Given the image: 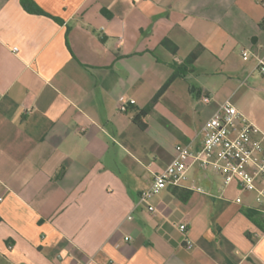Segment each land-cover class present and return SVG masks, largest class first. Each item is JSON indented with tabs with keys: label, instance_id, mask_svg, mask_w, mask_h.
<instances>
[{
	"label": "crops",
	"instance_id": "obj_1",
	"mask_svg": "<svg viewBox=\"0 0 264 264\" xmlns=\"http://www.w3.org/2000/svg\"><path fill=\"white\" fill-rule=\"evenodd\" d=\"M32 1L44 13L0 0V264H264L237 182L220 193L208 174L211 194L139 201L174 147L202 139L222 103L211 82L258 70L264 0ZM174 74L140 129L133 115Z\"/></svg>",
	"mask_w": 264,
	"mask_h": 264
},
{
	"label": "built area",
	"instance_id": "obj_2",
	"mask_svg": "<svg viewBox=\"0 0 264 264\" xmlns=\"http://www.w3.org/2000/svg\"><path fill=\"white\" fill-rule=\"evenodd\" d=\"M243 56L247 58L249 51L244 50ZM257 68L264 74V56L259 59ZM203 99L211 101L207 95ZM128 103H135V100L119 99L123 111L127 110ZM201 134L198 144H178L175 147L174 156L154 174L150 187L142 191L139 201L146 204L150 211H155L151 200L170 186L211 194L199 183V179L216 174L222 178L218 187L220 193L237 182L242 190L254 194L257 209L264 213V132L230 100H226L206 120ZM236 200L242 202L241 197ZM187 228L186 224L180 225L183 232ZM186 242L192 247L189 238Z\"/></svg>",
	"mask_w": 264,
	"mask_h": 264
},
{
	"label": "rangeland",
	"instance_id": "obj_3",
	"mask_svg": "<svg viewBox=\"0 0 264 264\" xmlns=\"http://www.w3.org/2000/svg\"><path fill=\"white\" fill-rule=\"evenodd\" d=\"M211 83L218 92V96L215 100L222 101V103L226 100H230L247 118L253 121L264 132L263 73L258 70L253 72H244L240 75H235L227 82L217 77ZM203 114L204 113L201 115L202 117L196 114V118L202 120ZM149 122L151 124L150 132L156 136L158 134V131L155 129L157 118L154 116L150 117ZM160 122L165 126H169V124L162 121V119ZM169 146H171V144ZM172 146H174V143ZM148 156H151L150 158L153 157L151 153H149Z\"/></svg>",
	"mask_w": 264,
	"mask_h": 264
},
{
	"label": "trees",
	"instance_id": "obj_4",
	"mask_svg": "<svg viewBox=\"0 0 264 264\" xmlns=\"http://www.w3.org/2000/svg\"><path fill=\"white\" fill-rule=\"evenodd\" d=\"M23 5L25 6V8L30 11V12H41L44 13L43 11H41V9H39L32 0H22ZM163 43L174 53H176L178 51V46L177 44H175L171 39L166 38L163 40ZM203 48L199 47L197 49H195L194 51H192L188 57L185 59L183 65H190L193 64L199 54L202 52ZM176 77V74H174L165 84L164 86L161 88V90L159 91V93L157 94V96L149 103V105H147L146 108H143L141 110H138L132 117L133 122L142 130H145L148 126L147 122L145 121L146 116L151 112V110L154 107L155 102L158 100L159 96L162 94V92L170 85V83L172 82V80H174V78ZM173 192L181 199V200H186L185 199V194L190 195L192 193L191 190L185 189V188H181V187H174L173 188ZM248 214L250 217H255L258 216V218L260 219V222L264 224V213H262L261 211L257 210H250L248 211ZM259 221V220H258Z\"/></svg>",
	"mask_w": 264,
	"mask_h": 264
}]
</instances>
